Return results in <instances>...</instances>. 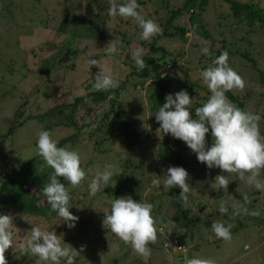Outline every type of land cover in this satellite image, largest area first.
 I'll return each mask as SVG.
<instances>
[{
	"label": "trees",
	"instance_id": "1",
	"mask_svg": "<svg viewBox=\"0 0 264 264\" xmlns=\"http://www.w3.org/2000/svg\"><path fill=\"white\" fill-rule=\"evenodd\" d=\"M94 1L100 11H108L109 0ZM212 1H216L222 8V12L216 15L214 22L203 18V14L208 11ZM32 2L36 4L35 9L41 11L49 23L48 9L54 7L51 0ZM124 2L125 0H117L118 4ZM137 2L141 5V3L153 2V0H137ZM155 4V13L161 16V19L159 17L156 22L161 33L149 40L150 50L143 55L147 65L144 70H138L131 56L132 50L128 49L133 41L131 37L137 35L139 26L136 25L132 36L128 37L127 33L122 30L108 29L107 17L104 16L100 20L96 16L94 17L95 25L87 28L88 33L79 30L75 33V37L81 43L84 37L90 35L96 28L101 29L104 38L109 34L107 30L112 31L110 34L115 35V38L122 36L119 38L121 44L118 52L111 55L112 61L106 63L105 59L109 55L106 51L104 52V49L97 50L90 56L92 59H100L103 65L111 69V74L119 81L118 88L98 91L93 88L94 80H91L88 83V90L76 96L72 102L60 101L59 104L47 108L43 113H34L29 109L25 116L27 108H32L29 104L31 96L28 95L25 96L27 97L25 101H21L16 106L14 115L11 113L13 120H7L10 121L9 125L4 124L8 130L3 133L2 137L0 136L2 148L5 144L2 142L3 137H12L13 132L19 126L33 122L40 125L39 132L49 131L58 147H66L70 151L75 150L81 158L85 156L84 154L89 156L84 165L87 176L80 187L72 188L70 182L64 180L63 177H58L60 182L67 187L71 197L69 211L79 217L76 226L70 229L56 212L51 211L45 199L40 197L42 189L49 182L48 178L54 170L45 164L37 151L35 150L28 158L23 157L26 160L18 158V150L10 149L9 154L1 152L0 214L13 216L14 234H18L19 229L26 234L34 225L40 226L42 230L55 231L61 237L62 242L72 245L78 251L83 246L82 252H84L89 246L83 241L87 235L86 232L92 229V226H103L104 211L110 210V200L123 196L131 197L139 202L143 198L154 206L152 216L158 229L156 243L148 245L151 255L148 258L139 256L130 245H126L110 230L103 227L106 239L96 245L92 259L96 255L102 256L107 253L106 264H183L185 255L188 258L196 257L201 253L200 247L202 246L210 245L212 248L215 246L221 248L220 243L224 240L218 239L212 231L211 226L214 221L222 222L225 226L231 225V235L246 226L249 227V222L257 227L264 226V191L245 187L247 184L239 180L236 174L224 173L219 168L209 169L205 163L198 161L197 155L187 146L186 142L173 138L171 134L159 142L161 145L159 150H155L158 148L157 145L147 144L151 140L150 129L155 128L156 130L160 127L154 114L166 102L165 97L168 94L187 90L192 98L189 111L192 119H197L195 109L203 106L211 95L200 73L206 70L212 61L224 51L229 53V66L244 81H251L250 91L246 93L245 98L240 97L241 95L235 89L226 92V96L237 107L261 117L259 126L261 135H264V48H262L264 45V0H184L182 3L173 0H158ZM33 9L34 6L28 10L23 0H0V22L9 25L15 20L18 25L16 15ZM58 21L55 22L57 30L65 32L71 22L68 6H62L61 17ZM131 23L135 22L132 18H128L122 21L121 25L129 27ZM190 32L198 35L202 41L197 42L191 38ZM24 37L16 28L0 29V44L4 51L3 54L0 52V71L6 69L10 74H14V68H7L10 66L9 60L11 64H16L19 62V54L26 56V53H30L29 48H23L21 45V39ZM174 39L180 40L183 44L190 42L196 51L201 52L197 65L192 61L193 56L196 57L192 53L194 48L189 50L183 46L175 51L171 49V41ZM102 41L104 40L101 39L98 42ZM205 42L209 49L208 55L202 52ZM11 45L17 47L19 53L17 49L13 50ZM99 46L102 47L101 44ZM36 48L35 54H40L42 59L35 72L42 76L45 83L56 71V67L50 61L51 56H46L47 53L52 52L51 49L54 47L44 42L37 44ZM70 52L76 54L73 50ZM122 57H124L123 63L115 62V59L120 60ZM92 68L94 72L91 78L94 79L100 69L98 66ZM243 70L248 71V74H243ZM3 77L0 78L2 84L5 83L2 81ZM24 77H26L25 74ZM5 86L8 88L0 86L1 102L6 100L5 97L14 87L9 86L8 83ZM99 109L103 110L100 111L102 113H96ZM3 110L0 109V114ZM147 123L148 126L143 128ZM208 127L206 146L210 148L214 140L210 125ZM55 133L61 135L58 136ZM115 138L121 144L120 149L112 148ZM37 140L38 137L34 141L36 149ZM10 143L6 145L12 148L13 141L10 140ZM122 155L126 158L121 159ZM163 160L172 166L183 167L188 172L187 183L190 192L187 203H183L178 198L182 191L178 186L164 191H161L163 189L160 187L153 186L152 180L159 176L158 163ZM108 163L118 164L122 169V175L113 177L104 190L91 196L88 184L93 178V173L87 170L89 168L93 171L94 169L103 170L104 165ZM221 174L227 175L230 183L228 190L225 193L219 191L218 195L226 196L228 192L233 195L228 204L225 203L228 212L221 214L219 204L217 208L204 213L209 204L206 197L207 189L211 187L215 177ZM260 179L264 180V170L261 171ZM148 190L149 194H146ZM245 195L249 197L250 203L245 204L243 199ZM234 203L244 205L249 213L259 211L260 215L254 216L241 212L234 216L232 207ZM95 205H98V209ZM85 216L88 217L85 218ZM160 228H163V231H159ZM114 240L116 241L115 246H113ZM176 241L187 246L186 252L178 249ZM21 255L24 253L20 248L17 251L9 248L5 253L7 264H21L23 261L18 262L14 259ZM36 259L38 260L37 257ZM78 259L80 256L76 258ZM29 263L31 262L28 259L24 262V264ZM39 263L45 264L42 261Z\"/></svg>",
	"mask_w": 264,
	"mask_h": 264
},
{
	"label": "clouds",
	"instance_id": "2",
	"mask_svg": "<svg viewBox=\"0 0 264 264\" xmlns=\"http://www.w3.org/2000/svg\"><path fill=\"white\" fill-rule=\"evenodd\" d=\"M109 2L108 14L125 20L132 18L142 30L140 39L143 41H149L161 33L156 22L141 15V5L137 0H125L122 4H118L117 0H109ZM120 44L121 41L116 37L110 40L104 49L111 56L118 52ZM144 51L143 47H137L131 52L138 70L147 67L143 59ZM202 52L208 55L209 49L204 47ZM228 61L229 53L224 51L200 73L211 95L203 106L195 109L197 119H192L189 111L192 98L187 90L168 94L165 97L166 102L154 114L160 125L157 132H162L163 135L171 134L173 138L186 142L197 155L198 161L205 163L209 169L219 168L224 173L236 174L238 179L249 187L264 191V180L260 179L261 171L264 170V135H261L259 126L261 117L242 110L231 103L226 96L228 91L233 89L242 91L245 88L244 79L229 66ZM87 63L100 69L94 76L95 90L107 91L118 88L119 81L100 59L90 58ZM208 125L214 140L210 148L206 146ZM37 135V154L49 168L54 170L48 178L49 182L42 189V195L51 211L56 212L68 228H74L79 217L69 211L71 197L67 187L58 177L70 182L72 188L80 187L87 176L85 169L81 167V156L75 150L58 147L49 131L42 130ZM125 158L121 156V159ZM87 171L93 172V169L89 168ZM120 175L122 169L118 164L108 163L104 165L103 170H95L88 184L90 195L95 196L109 185L113 177ZM188 177L189 174L183 167L170 166L163 176L154 178L152 184L155 187L163 184L165 190L178 186L182 189L178 198L183 203H187L190 192ZM229 183L227 175L221 174L215 177L211 187L217 192L221 189L227 191ZM243 199L245 204L250 203L247 195ZM109 203L110 210L104 211L103 227L110 230L123 243L130 245L136 254L148 258L151 255L148 245L156 243L158 232L156 221L152 216L153 204L143 198L137 202L131 197L123 196L110 200ZM232 207L234 216L241 212L260 215L259 211L249 213L244 205L234 203ZM219 211L221 214L228 212L224 202L220 203ZM13 227V216L0 214V264H7L5 253L9 248H14L16 251ZM211 227L218 239L224 241L232 239L231 225L225 226L222 222L214 221ZM159 231H163V228ZM19 248L22 253L37 257V264L41 261L45 264H61L62 260L65 264H75L76 258L83 251V246L78 251L72 245L62 242L55 231L42 230L40 226L35 225L31 228L27 240L21 243ZM183 264H215V261L210 258H188L185 255Z\"/></svg>",
	"mask_w": 264,
	"mask_h": 264
},
{
	"label": "rangeland",
	"instance_id": "3",
	"mask_svg": "<svg viewBox=\"0 0 264 264\" xmlns=\"http://www.w3.org/2000/svg\"><path fill=\"white\" fill-rule=\"evenodd\" d=\"M32 1L34 0H23V3L26 4L28 10L32 9L33 6L34 9L28 12L26 11L24 13H18L16 15V20L20 25H17L15 20L11 21L9 25H5L0 22L1 30L16 28L21 36H25L23 39H21V45L23 46V48H29L30 50V53H26V56L19 54V62H16V64H11L9 60L10 66H8L7 68H14V74H10L6 69L4 71H0V78L4 76L2 81L5 82L3 84L0 83V86L8 88V86H5L6 83H8V85L11 87L12 85L14 86L12 87V91L5 97L6 100H4L3 102L0 101V109H4L2 111V114H0V126L2 127H0L1 137L3 136V133L7 132L8 130L4 124L8 123L9 125L10 121L7 120H13L12 115H14L15 113L14 111L16 106L21 101H25L27 99V97L25 96H31V101L29 102V104L32 107L27 108V112L25 114L26 116L29 112V109L33 110L34 113H43L47 110V108L49 109L50 107L59 104L60 101L72 102L76 96H80L84 94L86 90H88V83L91 80H94L93 78H91L92 73L94 72L93 68L87 63L90 56H92L95 51L104 49L110 40L115 39V35L110 34V32L112 31L104 30L106 32H109V34L104 38L101 29L96 28L90 33V35L84 37V40L81 43L76 40L75 33H77L79 30L88 33L87 28L95 25L94 17L96 18V16H98L100 20H102L104 16L107 17L106 25L108 29H117L119 31L122 30L123 32L127 33L128 37L132 36L134 28L137 25L136 23H131V26L129 27L121 25L122 21H124L125 19L119 20L121 18L120 17L117 21V18L119 16L112 17L108 14L107 10L100 11L97 3L94 0H51V2L54 4V7H49L48 9V11L50 12V20L48 23L45 20L46 17H43L41 11L35 9L36 4H34ZM157 1L158 0H153V2L141 3V15H143L146 19H152L154 22H158V18L160 17L161 19V16H158L155 13V3ZM173 1L182 3V1L184 0ZM38 2H40V0H38ZM62 6H68L71 19L70 25L65 32H59L57 30V24L55 26V22H57L61 17ZM219 6L220 4H218L216 1H212L208 11L203 14V18L206 21L214 22L216 19V15L222 12V8ZM49 25L50 27H48ZM141 31L142 30L139 29L137 35L131 37L133 41L131 42L128 49L134 50L137 47H143L145 50L144 53H146L150 50L149 41H143L142 39H140ZM189 36L191 38H194L197 42L202 41L198 35H193L191 32ZM119 38H122V36H119ZM101 39L104 41L99 43L98 41ZM44 42L52 44L54 47L51 49L52 52L46 51L49 52L46 54V56H51L50 61L56 67V71L52 78L47 81L48 83H44V79L42 78V76L35 72V70L38 69L39 62L42 59V56L40 54H35V52L37 51L36 46L37 44H43ZM99 44H101L102 47L99 46ZM183 46H185L186 49L189 50H191V48H194L190 42L183 44V42H181L180 40L177 41L174 39L171 41V49H175V51H178ZM2 47L3 46L0 44V52H2L3 54L4 51ZM10 47L13 50L17 49L19 53V49L17 47H15L14 45H11ZM204 47H207L206 42L205 44H203L202 48ZM262 48H264V45H262ZM70 50H73V52H75L76 54H73L72 52H70ZM192 53L196 55V57L193 56L192 61L195 65H197L198 58L201 55V52L196 51V49L194 48L192 49ZM123 58L124 57H122L120 60L119 58H117L115 59V62L123 63ZM105 60L106 63H108L109 61H112L113 58L111 56H108V58ZM22 63H24V66H22ZM109 65L113 67L111 63H109ZM24 74L26 77H24ZM243 74H248V71L243 70ZM250 88L251 81L249 80L248 82L245 81V88L242 91L239 89H235V91L239 95H241L240 97L245 98V95L250 91ZM98 111L99 112L96 113H102L100 111L103 110L99 109ZM11 113L13 114L11 115ZM147 126L148 123L146 126H143V128ZM40 129V125H36L33 122H27L25 125L19 126L13 132L12 137L6 136L2 138V142L5 144L3 145L4 148H2L0 145V156L2 157V153L9 154L10 149L13 151L18 150L19 159L32 156L36 150V147H34V141L38 137L37 134L39 133ZM150 133L151 140L148 141L147 144L157 145L158 148H156L155 146L156 149H154L159 150L161 147L159 142L163 138L165 139L168 134L163 135L162 132L158 133L157 129L155 130V128H151ZM56 134L58 136L61 135L60 133H55V135ZM10 140L13 141L12 148L6 145L11 144ZM112 148H121V144L117 138H115ZM154 149L152 151H154ZM84 155L85 156L81 158L82 168H85L84 165L89 159V156L87 154ZM20 161L17 163L19 164ZM170 166L172 165H170V163H168L166 160L158 163V175L163 176L166 169ZM95 170L96 169H94V171ZM94 171L92 173H94ZM232 187L233 186L230 185L231 189H233ZM245 187L248 188L249 186L247 185ZM160 188L163 189L161 191L165 190L163 184L160 185ZM220 191L224 193L226 192L223 189H221ZM146 194H149V190ZM232 196L233 195L229 194V192L226 196H219L218 192L214 188H208L206 197L207 200H209V204L208 207L205 208L206 210L204 209V213L217 208L221 202L228 204V201ZM40 197L44 198L43 195H40ZM95 208L98 209V205H95ZM204 213H202V215H205ZM87 217L88 216H85V218ZM29 233L30 231H27V233L24 234L22 230L19 229L18 234H14V245L16 251L18 250L19 245L27 240ZM86 233L87 235L83 239V241L89 246L87 250L81 252V254L79 255L80 259L76 260L75 264H106L107 253L103 254L102 256L96 255L92 259L95 254L94 251L96 250V245L106 239L103 226H92V229H90ZM231 236L232 239L230 241H222L220 243L221 248H217L216 246L212 248L210 245L200 247L201 253H199V255H196V257L205 259L210 258L215 261V264H261L264 262L263 225L257 227L253 223L249 222V227L246 226L243 229L238 230V232ZM115 244L116 241L114 240L113 246H115ZM10 249L15 251L14 248ZM14 259L18 262L23 261L21 264H24L26 259L31 262L29 264H37L36 257H33L30 254H24L15 257ZM61 264H65V262L61 261Z\"/></svg>",
	"mask_w": 264,
	"mask_h": 264
},
{
	"label": "built area",
	"instance_id": "4",
	"mask_svg": "<svg viewBox=\"0 0 264 264\" xmlns=\"http://www.w3.org/2000/svg\"><path fill=\"white\" fill-rule=\"evenodd\" d=\"M168 67H170V65H168ZM175 244L177 245L179 250L186 252L187 246L185 244H179V243H177V241L175 242Z\"/></svg>",
	"mask_w": 264,
	"mask_h": 264
}]
</instances>
